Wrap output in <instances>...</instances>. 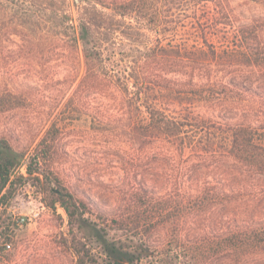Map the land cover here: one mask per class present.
I'll return each instance as SVG.
<instances>
[{
    "label": "trees",
    "instance_id": "16d2710c",
    "mask_svg": "<svg viewBox=\"0 0 264 264\" xmlns=\"http://www.w3.org/2000/svg\"><path fill=\"white\" fill-rule=\"evenodd\" d=\"M263 27L259 19L242 22L232 0H0V114L34 102L31 87L10 79L16 61L43 65L60 50L80 51L85 71L63 92L64 112L81 111L107 86L125 97L143 145L189 153L194 178L215 175L176 186L175 196L143 186L104 208L62 179L61 123L51 121L34 146L0 133V264L12 263L17 236L2 214L28 186L67 213L75 264H264V105L254 103L264 96ZM178 32L196 41L170 46ZM197 69L207 76L196 80ZM214 72L233 76L224 81ZM110 111L92 112L89 126L106 123ZM214 210L221 217L242 210V219L184 227ZM161 227L169 232L163 244L152 238Z\"/></svg>",
    "mask_w": 264,
    "mask_h": 264
},
{
    "label": "rangeland",
    "instance_id": "374dc122",
    "mask_svg": "<svg viewBox=\"0 0 264 264\" xmlns=\"http://www.w3.org/2000/svg\"><path fill=\"white\" fill-rule=\"evenodd\" d=\"M232 4L242 22L259 19L264 26L263 5L250 0H232ZM169 38L170 46L175 47L196 41H189V35L183 32ZM27 60L16 61L9 75L14 84L31 87L35 96L33 105L0 114V133L8 135L15 145L34 146L51 121L61 123L57 168L62 179L78 195L92 198L104 208H113L143 186H155L158 193L175 196L178 185L214 180L213 174L194 178L197 174L186 159L189 153L181 155L168 144L143 145L128 124L125 97L119 93L109 94L107 86L95 97L87 99L79 108L81 111L64 112L67 97L61 98L63 92L72 90L85 71L80 51L60 50L57 59L43 65ZM118 64L117 61L114 63ZM182 70L186 71L187 67ZM2 74L0 70V80ZM212 75L224 81L233 76L225 72ZM195 76L199 80L207 75L197 69ZM254 103L256 107L264 105V96H257ZM95 109H109L112 115L106 123L97 120L95 127H90L88 116ZM202 170L205 172L210 168ZM22 171L25 172V167ZM42 198L38 189L28 186L9 201L7 212L2 214L17 227L11 264H75L76 255L66 245V238L70 236L67 213L60 206L56 210L49 208ZM241 211L236 216L227 212L226 217H221L218 210L198 214L188 218L184 227L199 229L211 223H231L234 219H242ZM152 238L158 243L168 242V229H157Z\"/></svg>",
    "mask_w": 264,
    "mask_h": 264
}]
</instances>
